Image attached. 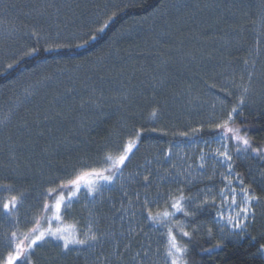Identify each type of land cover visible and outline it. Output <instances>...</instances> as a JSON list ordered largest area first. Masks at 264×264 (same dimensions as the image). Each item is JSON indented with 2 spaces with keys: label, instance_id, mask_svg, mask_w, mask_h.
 Returning <instances> with one entry per match:
<instances>
[{
  "label": "trees",
  "instance_id": "1",
  "mask_svg": "<svg viewBox=\"0 0 264 264\" xmlns=\"http://www.w3.org/2000/svg\"><path fill=\"white\" fill-rule=\"evenodd\" d=\"M127 3L0 0V49L15 51L33 43L35 38L25 33L34 25L50 34L49 42L82 43L78 37L94 28V21ZM48 4L58 6L59 13L55 7L45 10ZM162 4L167 8L163 19L152 15ZM262 16L261 0H137V6L118 11L83 47L47 52L41 39L38 54L7 71L12 61L0 55V204L12 195L21 200L15 229L0 216V258L10 250L11 231L26 240L33 229L49 230L59 216L79 233L78 239L98 234L99 244L64 249L63 241L45 237L32 250V264H165L166 259L170 264L169 231L181 249L171 250L177 264H264V160L216 127L248 87V103L229 127L246 132L252 147L264 150ZM25 89L34 94L27 96ZM154 108L155 117L150 115ZM137 132L135 154L122 175L113 182L99 181L96 192L87 185L95 177L86 178L78 192L65 193L56 211L59 197H46V190L57 186L53 181L73 168L77 173L90 170L83 165L107 167L95 163L102 159L101 149L115 157L108 141L135 140ZM185 132L187 136L181 135ZM218 138L233 151L235 177L239 174L257 199L252 221L240 237L222 234L218 225L220 204L211 186L221 181L220 168L216 174L189 172L175 164L179 152L195 156L196 162L209 154L202 143ZM183 197L203 202L194 217L171 208L175 201L191 213ZM145 198L154 202L150 208L159 222L140 211Z\"/></svg>",
  "mask_w": 264,
  "mask_h": 264
},
{
  "label": "snow or ice",
  "instance_id": "2",
  "mask_svg": "<svg viewBox=\"0 0 264 264\" xmlns=\"http://www.w3.org/2000/svg\"><path fill=\"white\" fill-rule=\"evenodd\" d=\"M137 6V0H128V3L125 5H116L114 11H111V13H105L106 19H98L93 22L94 25H96L94 28L90 27L89 31L84 33L82 36H79L78 38L82 41V43L73 45L72 43H65L61 42L59 39L50 41V34H45L43 32V29L38 26H33V29L30 32L25 33L31 40L34 39V42L28 45L27 47L20 46L15 51H12L11 48L8 49H0V55H4L5 57L9 58L12 62L7 63L5 71L7 69H11L14 67L15 64H18L20 60L24 59V57L27 56H33L38 54L41 51L40 47H37L41 39L45 40V44H47V47L43 48V51L52 52V51H58L62 48L67 47H83L84 45L88 44L91 40H94L97 38V35L105 30V28L108 27V24L111 22V20L117 15L118 11L124 10V8L127 7H135ZM56 8V12L59 13L60 8L58 6L48 4L46 6L47 10L48 8ZM173 8H176L177 11H179V5H172ZM261 7L264 8V0H261ZM159 13L160 18L163 19L164 16L167 14V8L165 5H161L160 8L156 9L155 12H153V16L157 15ZM39 16L44 15V11H38ZM145 19H148L147 17ZM261 23L264 25V16L261 17ZM95 33V34H94ZM75 35V34H74ZM248 62L245 61V64ZM0 75H4V72H0ZM249 82H251L252 79V73L248 74ZM33 90L35 88V85L32 86ZM239 87V86H238ZM249 88L243 87L240 94L236 97V103L232 105L229 111L224 113V119L223 122H218L216 124V127L219 129H226L227 133L232 134V139H234L237 142L243 143L245 145V151L248 149H251V151L259 157L264 160V150L258 148V147H252V143L250 138H248L247 133H241L239 128H232L229 127V123H234V114L237 112L242 113L243 112V106L248 103L247 96L249 94ZM25 92L27 96H31L34 94V91H30L29 89H25ZM235 95V94H234ZM158 114V109H153L150 113L151 116L155 117ZM152 131H156V128L153 127L151 129ZM193 133H196L199 131V129H193ZM140 133L137 132L135 134V140L128 139L127 142H123L122 140L120 142L109 140L108 145L112 146L115 151L118 153L115 157L111 155H103L104 151L106 149H101V156L102 159L95 161L98 165H108L107 167H96L92 168L88 165H83L82 167H87L90 170L89 171H83L77 173L75 168H73L72 172L66 173L65 177H58L53 183H56L57 186L52 188H48L46 190V197L55 199L56 197H59V199H56L55 208L56 211L59 212L61 209V204L65 200V193L72 192L73 189H75L77 192L80 190L82 181H85L86 178L89 177H95V181L92 179H87V185L89 192H96L100 191L98 187L99 181H105V182H113L115 179L118 178L119 175H122L123 170L127 168L128 164L131 162V157L134 155V149L137 148L136 140L139 139ZM181 135L187 136L188 133H181ZM11 139V137L9 138ZM10 151L13 153L12 159H15V151L16 148L12 147ZM219 155L223 158L221 163H226L227 168L229 171L232 169V164L230 161H232L233 157L227 152V151H221L219 152ZM15 171V169H13ZM237 178L239 180V183L241 186H243V179L242 177H239V174H237ZM171 179L175 181L177 179L176 176H172ZM144 180L148 183L149 177L144 176ZM5 188H10L11 185H3ZM211 191V189H209ZM183 199L190 202L191 207V213L188 211H185L184 208L181 207V204L178 202H173L171 204V208L175 209L176 212L183 213L184 216H189L190 214L194 217L198 210L201 207V203L198 202L197 197H183ZM20 197L17 195H12L9 199L4 201L2 204H0V216L3 217L5 223H10L11 226L15 229V226L20 223L19 218V211H20ZM154 203L153 201H149L147 198L141 203L140 211L143 213L145 210L147 211V219L159 222V217L152 214L150 205ZM232 203L235 205L236 201L233 199ZM48 211H51L50 205H45ZM239 207V205H237ZM248 209L242 208L240 209V212L237 214V219L240 218L241 215H247ZM166 215H175V213H166ZM59 219V216L56 217ZM176 223H180L179 220L176 221ZM232 223H235V221H232ZM87 227V225H85ZM243 227L242 225L240 226ZM209 233H212V229L210 228ZM89 233H91V229L89 228ZM221 233L224 235H228L226 229H221ZM86 238L84 239H68L66 236L61 234L60 229H56L55 231L52 230H46V231H40L39 229H33L32 231V237L27 238L26 240L24 238H21L18 235V231L13 230L8 234L7 244L10 250L7 251V255L3 258H0V264H32L31 255L32 250L34 247L38 244L39 241L45 240L46 236H51L57 240H62L63 248L68 249L69 244L73 245H81V246H88L93 247L96 244H99L100 242V236L98 234H84ZM168 235L171 237V243L169 244V248L171 250H174V252H180L181 249L177 247L175 243V236L172 235L171 231L168 232ZM183 236L188 237V232H183ZM14 245V247H13ZM169 251L167 253V256L171 258L170 264H177V260L175 258V254L173 251ZM148 253L145 252V256H147ZM165 264H168V260L166 259Z\"/></svg>",
  "mask_w": 264,
  "mask_h": 264
},
{
  "label": "rangeland",
  "instance_id": "3",
  "mask_svg": "<svg viewBox=\"0 0 264 264\" xmlns=\"http://www.w3.org/2000/svg\"><path fill=\"white\" fill-rule=\"evenodd\" d=\"M201 147L203 150H208L209 154H206V152L203 153V156H199L197 161L194 162L193 158L195 156H186L184 152H179L177 156L178 162L175 164H177V167L187 169L189 172L202 171L204 173H214L220 168L219 172H217L219 175L217 176L221 177L219 179L222 182L220 181L211 186L213 194L218 198L220 204V212L217 218L218 225L220 229L227 230V233L229 234L226 236L240 237L247 231V228L252 221L257 199L241 186L239 180L235 177L233 170L231 169V171H229L226 163H221L223 158L219 155V152L227 151L233 157V151L225 140L218 138L212 140V143H202ZM193 148L194 150H197V147ZM191 161L194 162L195 165ZM209 161L210 166L212 167L211 171H207L206 169ZM230 163L232 164V161H230ZM233 199L236 201L235 205L232 203ZM237 205H239V207H237ZM242 208H247L248 214L246 216L241 215L240 218L237 219V214ZM232 221H235V223H232ZM241 225L243 226L242 228L240 227ZM56 229H60L61 234L70 240L78 239L80 236L75 229L63 224L58 219L52 222L50 228L52 231H55Z\"/></svg>",
  "mask_w": 264,
  "mask_h": 264
}]
</instances>
